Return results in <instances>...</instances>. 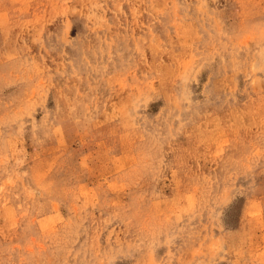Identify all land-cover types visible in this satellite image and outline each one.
Masks as SVG:
<instances>
[{"label": "rangeland", "instance_id": "rangeland-1", "mask_svg": "<svg viewBox=\"0 0 264 264\" xmlns=\"http://www.w3.org/2000/svg\"><path fill=\"white\" fill-rule=\"evenodd\" d=\"M0 264H264V0H0Z\"/></svg>", "mask_w": 264, "mask_h": 264}]
</instances>
